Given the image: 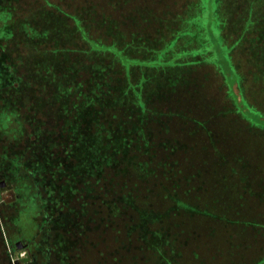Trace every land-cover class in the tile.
<instances>
[{"label":"rangeland","instance_id":"374dc122","mask_svg":"<svg viewBox=\"0 0 264 264\" xmlns=\"http://www.w3.org/2000/svg\"><path fill=\"white\" fill-rule=\"evenodd\" d=\"M83 1L50 3H55L53 10L61 6L74 15L76 4ZM90 1L102 7L106 26L98 28L94 16L87 23L88 38L103 44L116 41L131 55L133 65L124 67L146 92L157 131L160 116H155L162 110L183 115L181 122L171 121L172 129L167 125L170 154L187 180L196 173L207 184L208 191L199 197L204 210L185 208L203 217L184 219L183 241H177L183 243L181 256L174 254L175 239L163 264H264V60H256L251 47L257 37L234 44V17L222 28L216 0ZM52 20L50 32L58 37L68 32V25ZM204 22L200 37L198 25ZM19 28V34L0 29V71L6 74L14 64L19 72L17 78H0V264H47L48 218L66 214L61 203H67L74 191L71 176L100 171L106 158L95 157L89 139L81 147L87 156L74 154L75 145L68 139L61 148L57 144L56 151L46 150L51 147L40 141L44 123L39 122V110L50 101V93L43 98L49 92L45 85L55 81L47 72L39 73V27ZM187 29L192 32L184 34ZM248 30L250 35L257 33ZM59 63L50 57L46 65ZM157 220V213H149L147 221Z\"/></svg>","mask_w":264,"mask_h":264},{"label":"trees","instance_id":"16d2710c","mask_svg":"<svg viewBox=\"0 0 264 264\" xmlns=\"http://www.w3.org/2000/svg\"><path fill=\"white\" fill-rule=\"evenodd\" d=\"M218 1L217 16L222 20V28L232 16L238 27L233 33V43L239 46L248 38L257 37L251 47H255L256 60H264V0ZM51 3L50 0H0V29L4 26L19 34L22 25L28 30L39 27L43 33L39 38V73L47 72L45 75L53 76L55 81L45 85L44 90L49 92L43 93V98L48 99L50 93V101L46 109L39 110V122L44 123L40 141L48 142L46 145L51 147L46 150L56 151V145L61 148L60 144L65 146L68 139L75 145L74 154L87 156L81 147L91 140L93 149L88 146L92 153L106 160L100 171L90 176L77 173L71 176L74 191L67 203H61L66 214L48 218L51 223L45 263L163 264L171 254L172 241L176 239L177 244L184 237V219L203 217L186 212L185 208L204 210L200 208L199 197L208 191L207 184L196 173L187 180L181 164L170 154L171 124L181 122L183 115H169L162 110L155 116H160L157 120L160 130L155 129L146 92L142 85L132 82L130 72L124 67V63L133 65L131 55L123 53L116 41L103 44L100 39L92 42L88 38V24L94 16L103 23L97 25V21L98 28L106 26L99 3L84 0L76 4L74 15L61 6L53 10L55 3ZM52 19L65 27L68 25L66 29L70 32L60 37L50 32L51 24L54 26ZM198 26V36L204 37L201 34L205 22ZM248 29L257 33L251 37ZM216 31L218 44L228 57L219 29ZM65 39L69 41L63 43ZM50 57L58 58L61 63L46 65ZM120 57L126 60L124 65ZM9 66L12 70L6 74L0 71L3 80L7 76L17 78L19 74L14 64ZM169 116L172 117L168 119ZM40 192L46 197L43 190ZM149 213H157L160 220L147 221ZM178 244L173 249L176 257L181 256L183 247V243Z\"/></svg>","mask_w":264,"mask_h":264},{"label":"water","instance_id":"95a60500","mask_svg":"<svg viewBox=\"0 0 264 264\" xmlns=\"http://www.w3.org/2000/svg\"><path fill=\"white\" fill-rule=\"evenodd\" d=\"M18 246H19V243H18Z\"/></svg>","mask_w":264,"mask_h":264},{"label":"flooded vegetation","instance_id":"af4514ba","mask_svg":"<svg viewBox=\"0 0 264 264\" xmlns=\"http://www.w3.org/2000/svg\"><path fill=\"white\" fill-rule=\"evenodd\" d=\"M18 245V244H17Z\"/></svg>","mask_w":264,"mask_h":264}]
</instances>
